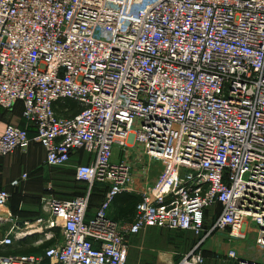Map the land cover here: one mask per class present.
<instances>
[{"label": "built area", "instance_id": "2783aa9c", "mask_svg": "<svg viewBox=\"0 0 264 264\" xmlns=\"http://www.w3.org/2000/svg\"><path fill=\"white\" fill-rule=\"evenodd\" d=\"M17 104L35 137L7 126L0 160L32 143L49 168L91 160L73 169L86 194L43 195L42 217L0 239V264H127L150 228L199 238L176 264H205V241L244 225L264 249V0H0V112ZM132 142L134 167L114 162ZM96 185L109 190L89 217ZM122 192L139 198L131 221L110 217ZM57 229L39 255L6 254Z\"/></svg>", "mask_w": 264, "mask_h": 264}, {"label": "crops", "instance_id": "0c3cea01", "mask_svg": "<svg viewBox=\"0 0 264 264\" xmlns=\"http://www.w3.org/2000/svg\"><path fill=\"white\" fill-rule=\"evenodd\" d=\"M9 125L26 128L28 130L29 137L31 139L35 137L34 129L23 121L22 106L20 104H17L11 111L0 112V137L3 135L6 127ZM115 151L116 149L114 150V152ZM44 160V150L36 143L31 144L30 149L25 155L21 154L20 152H15L0 160V190H5L10 194V201L8 205L4 209L0 210V218H2V222L0 223V239L3 238L6 235L7 231L13 227L14 223H16L17 225H21L22 223L27 221L34 222L38 218L42 217L39 200L45 194L53 196L54 192L52 193L53 187L51 183L52 180H50L49 178V172L51 169H55L46 167L44 165ZM90 160L91 159H89V157L84 155L83 153L75 156L72 159L71 167H68V169L71 170L72 178L75 183L76 181L74 179L73 170L74 166L78 164H89ZM23 174L27 175V180L20 182V185L17 187H12V182L19 180ZM33 176L34 179H32ZM48 187H51L50 192L48 191ZM108 190V185H96L93 188L90 195L89 217H92L95 211H97V209L101 206ZM54 197L56 198V196ZM7 216H11L12 220H7ZM110 217L119 222H125L124 220L117 219L118 214L113 206L110 210ZM246 229L247 227H245V230ZM243 230L244 229L241 230V233H244ZM164 231L168 230L150 228L147 229L144 233L132 237L129 241L130 247L128 250L127 264L178 263L181 259H178L175 262L173 258V255L175 254V246L178 248V245H173L172 243L167 242L165 238H162ZM54 233L56 236V231H54ZM190 234L193 235L192 233ZM194 237L196 238V241H194L193 245L189 247V253L194 249L195 245L199 241V238L197 236L194 235ZM218 237L219 236L212 237L213 241L215 239H218ZM42 239H44L42 235H27L26 237L17 240L14 245L7 250L6 254L39 255L45 249L41 248L44 245V243H41ZM58 239L59 238L55 237L51 241H53L54 243V241ZM188 246L189 245H187L186 247ZM203 251L204 248L202 247L200 251L201 254ZM230 251L233 250H229V252ZM255 260H258V258H255Z\"/></svg>", "mask_w": 264, "mask_h": 264}, {"label": "rangeland", "instance_id": "374dc122", "mask_svg": "<svg viewBox=\"0 0 264 264\" xmlns=\"http://www.w3.org/2000/svg\"><path fill=\"white\" fill-rule=\"evenodd\" d=\"M127 150V153L124 154L121 149H116L112 160L114 162H120L123 160L126 161L130 166L132 165L134 167V158H141V149L136 143L132 142L130 143ZM132 172L135 173L136 169L133 168ZM49 173V178L52 180V193L54 192L53 196H56V198L71 199L85 194L86 186L78 185L73 181L72 172L70 169L55 168L51 169ZM32 179H34V176ZM243 227V237H230L228 232H224L216 233L217 235L214 234L209 239H207L203 245L204 251L202 252V255L206 259L205 264H240L241 259L254 260L255 258H258L260 262L264 261V249L256 245L255 234L253 232H246V225ZM214 236H219L218 239L214 240L215 242L212 239ZM55 237L59 238V231ZM162 238H165L167 242L172 243L173 245H178V248L175 246V254L173 255L175 262L178 259H182L184 256L188 255L189 247H191L194 241H196L194 235L180 231H164ZM187 245L189 246L186 247ZM229 250H233L238 254L239 257L237 260L227 259L226 254H228Z\"/></svg>", "mask_w": 264, "mask_h": 264}, {"label": "trees", "instance_id": "16d2710c", "mask_svg": "<svg viewBox=\"0 0 264 264\" xmlns=\"http://www.w3.org/2000/svg\"><path fill=\"white\" fill-rule=\"evenodd\" d=\"M70 105V104H69ZM68 105V106H69ZM139 203V198L136 195L122 192L117 194L114 199L112 206L116 209L118 214V220L131 221L134 217L136 207ZM117 221V220H116ZM59 230H56V234ZM53 244V241L44 243L41 248H47Z\"/></svg>", "mask_w": 264, "mask_h": 264}, {"label": "bare ground", "instance_id": "6f19581e", "mask_svg": "<svg viewBox=\"0 0 264 264\" xmlns=\"http://www.w3.org/2000/svg\"><path fill=\"white\" fill-rule=\"evenodd\" d=\"M236 237H240V235L238 234Z\"/></svg>", "mask_w": 264, "mask_h": 264}, {"label": "water", "instance_id": "95a60500", "mask_svg": "<svg viewBox=\"0 0 264 264\" xmlns=\"http://www.w3.org/2000/svg\"><path fill=\"white\" fill-rule=\"evenodd\" d=\"M243 260V259H242Z\"/></svg>", "mask_w": 264, "mask_h": 264}]
</instances>
